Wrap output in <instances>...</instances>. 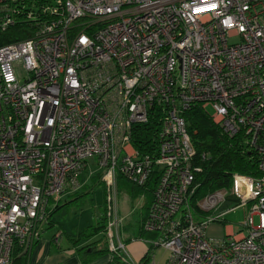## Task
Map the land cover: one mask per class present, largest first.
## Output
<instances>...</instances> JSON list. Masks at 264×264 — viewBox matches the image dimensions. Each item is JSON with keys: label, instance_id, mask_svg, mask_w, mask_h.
I'll use <instances>...</instances> for the list:
<instances>
[{"label": "built area", "instance_id": "obj_1", "mask_svg": "<svg viewBox=\"0 0 264 264\" xmlns=\"http://www.w3.org/2000/svg\"><path fill=\"white\" fill-rule=\"evenodd\" d=\"M194 107L241 136L257 175L196 197ZM151 118L157 142L142 154L134 127ZM90 161L112 264H143L120 231L116 174L154 178L146 264L159 248L164 264H264V0H0V264L29 252ZM237 208L241 230L206 233Z\"/></svg>", "mask_w": 264, "mask_h": 264}, {"label": "trees", "instance_id": "obj_2", "mask_svg": "<svg viewBox=\"0 0 264 264\" xmlns=\"http://www.w3.org/2000/svg\"><path fill=\"white\" fill-rule=\"evenodd\" d=\"M6 36H14V32ZM11 38V37H10ZM9 37L6 41L11 40ZM187 128L191 135V141L195 148V163L201 167V172L196 175V180L200 183L196 197H202L206 192L216 189H229L231 177L237 173L240 175H257V157L249 151L243 144L241 136H227L219 126L214 124L209 116L198 107H194L185 114ZM158 130L157 119L151 118L144 124L134 127L132 142L142 154L150 153L155 148ZM81 178V177H80ZM100 181V173L96 175ZM81 181V180H80ZM102 183V182H101ZM154 178L145 186L140 187L131 184L120 174H116L117 191H125L130 198L145 194L148 205L152 200V190ZM146 205V207H147ZM58 206L56 210L59 208ZM101 213L96 224L85 227L76 237H72V242L93 238L89 243L80 247V253L87 255L88 259L102 252H108L107 242L103 236L94 238L105 227V213ZM55 211V210H54ZM53 211V212H54ZM52 212V213H53ZM51 213V214H52ZM50 214V215H51ZM142 263L146 264L147 258H142ZM11 264H27V253L15 248L12 253Z\"/></svg>", "mask_w": 264, "mask_h": 264}, {"label": "rangeland", "instance_id": "obj_3", "mask_svg": "<svg viewBox=\"0 0 264 264\" xmlns=\"http://www.w3.org/2000/svg\"><path fill=\"white\" fill-rule=\"evenodd\" d=\"M211 113L210 107L207 108ZM99 173L97 166L94 161H90L81 174L82 186L80 189L70 195L64 197L60 207L51 214V219L60 224V226L70 234H77L82 231L85 227L96 224L98 218L103 212L104 207V185L97 181L96 175ZM217 190V189H216ZM214 191V190H212ZM206 192L202 197H204ZM125 191L121 190L117 194L118 199V211L122 215L124 208V201L127 199ZM128 195V194H127ZM129 196V195H128ZM200 197V198H202ZM143 201V197L134 196L129 199L127 203L128 208H132V214L127 218L131 224H137L139 221V204ZM227 204L220 206L218 212L225 210ZM126 218H123V222ZM245 219L244 208H237L229 211L223 215V221L218 225H221L224 232L241 230V223ZM217 224V223H215ZM130 233V232H129ZM206 233H212V230H206ZM99 235L94 238H99ZM147 242L150 239H145ZM154 261L157 264H164L166 259L169 257V252L164 248H159L154 251Z\"/></svg>", "mask_w": 264, "mask_h": 264}, {"label": "crops", "instance_id": "obj_4", "mask_svg": "<svg viewBox=\"0 0 264 264\" xmlns=\"http://www.w3.org/2000/svg\"><path fill=\"white\" fill-rule=\"evenodd\" d=\"M124 195L127 196V199L124 201V212H122V215H120L119 211L118 213L122 218L126 219L122 222L120 231L124 237L126 249L130 256L134 260L141 262L148 249V242L145 239H152L154 237V233L143 232L141 230V221L145 215L147 198L145 194L140 195L143 197V201L138 206L139 221L137 224H131L127 218L132 214L133 209L126 206L130 196ZM60 205L55 204L54 208H50L48 220L44 224L39 238L33 243L27 253V264H112L108 252H102L84 260L88 256L82 255L79 248L89 243L93 238L73 243L72 237H76L78 233H67L60 224L51 219L50 214ZM57 230L62 232V238L58 244L53 241V235ZM207 230H212L209 236L220 237L223 235V228L218 224L209 225ZM98 235L103 236V233L100 232Z\"/></svg>", "mask_w": 264, "mask_h": 264}]
</instances>
